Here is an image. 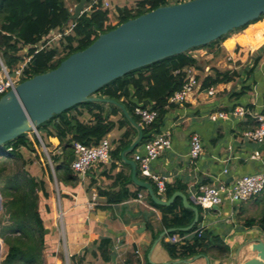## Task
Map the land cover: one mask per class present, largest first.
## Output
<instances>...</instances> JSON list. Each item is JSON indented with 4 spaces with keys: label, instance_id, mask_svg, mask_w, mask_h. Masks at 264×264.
Returning a JSON list of instances; mask_svg holds the SVG:
<instances>
[{
    "label": "crops",
    "instance_id": "crops-1",
    "mask_svg": "<svg viewBox=\"0 0 264 264\" xmlns=\"http://www.w3.org/2000/svg\"><path fill=\"white\" fill-rule=\"evenodd\" d=\"M136 1L113 0L111 11L118 16L119 8L133 7ZM67 6L72 12V6ZM263 29L264 18L232 33L220 44L192 50L198 62L194 66L201 85L190 93L185 103L170 106L164 118L162 128L163 131H171L172 146L152 161V170L166 177L167 186L183 187L176 191L183 192L194 205V198L202 184L232 183L242 175L264 171V144L243 136L245 130L255 126V114L264 109ZM215 70L234 72L235 76L229 82L203 86L205 77L213 76ZM210 87L215 89L213 95L208 94ZM238 105L247 107L250 113L242 118L213 120L209 117L213 111L228 110ZM104 106L109 109L110 103H104ZM85 119L91 120V115L86 114ZM110 119L120 120L121 112ZM121 133L120 127L116 126L107 134L113 150ZM193 133L201 136L203 152L198 159L191 161L189 151ZM137 135L138 128L132 142ZM49 141L56 152H61L57 137H50ZM138 150L144 152L143 143L128 152L126 158L134 160ZM122 152L120 157L112 156L110 162L96 164L84 176L79 175L81 181L76 186L58 181L60 212L52 203L50 193L44 205L39 203L48 229L44 251L46 263L64 264L60 253V234L55 225L56 217L61 215L63 241L70 264L72 255L84 254L82 264H234L236 258L242 263L255 256L250 249L252 241L258 238L264 240V232L257 223L248 225L246 219L260 218L264 212V201L252 199L232 203L225 200L213 209L203 210L197 224L212 236H218L229 247V253L220 256L214 251L211 255L201 254L190 262H176L181 258H173L165 246L171 243L170 236L177 234L184 237L185 242L192 238L195 231L187 230L183 234L167 232L161 236L169 229L163 224V211L153 204L147 189H139L140 186L133 181V167L123 158ZM256 152L260 153L259 156ZM63 159L61 157V161ZM137 172L140 179L151 182L141 175L138 165ZM125 186L137 195L120 202H108V191L117 192ZM94 195L96 199L93 200ZM157 195L169 198L167 193ZM51 224L53 228L50 230L48 226ZM105 237L112 239L109 261L98 251V255L93 254ZM86 249L89 250L85 252Z\"/></svg>",
    "mask_w": 264,
    "mask_h": 264
},
{
    "label": "trees",
    "instance_id": "trees-1",
    "mask_svg": "<svg viewBox=\"0 0 264 264\" xmlns=\"http://www.w3.org/2000/svg\"><path fill=\"white\" fill-rule=\"evenodd\" d=\"M79 1L75 0L76 3ZM170 3L168 0H137L133 7L119 8L118 21L116 22L113 21V12L109 9L94 8L90 12H84L75 20L74 32L61 42V50L64 55L57 58L60 53L59 48H45L35 53L33 45L40 43L53 30L72 20V12L67 6L66 0H0V56L12 70L23 59V55H33L25 69L27 75L25 79H27L58 67L62 60L69 55L92 44L101 33L107 32L131 18ZM263 18L264 14L250 23ZM250 23L234 29L204 46L192 48L184 53L166 57L130 71L100 88L97 95L112 98L123 104L134 122L142 128L143 137L140 144L145 143L153 134L163 131L162 127L167 111L170 106L175 105L169 103V98L175 91L183 87L186 77L185 68L198 65L197 59L192 55V50L220 44L232 33L246 28ZM259 60L260 57L257 58V62ZM234 76V72L215 70L213 76L205 77L203 86L209 87L213 84L229 82ZM137 106H152L157 109L159 116L156 121L144 124L141 117L135 112ZM120 112V120L110 119L112 115H117ZM86 114L91 115V120L85 119ZM116 126L120 127L122 133L117 141V146L112 150V156L120 157L121 152L131 145L134 135L137 134V128L122 109L115 104L110 103V108L106 109L104 103L101 102L79 103L40 124L38 130L47 147L51 146L50 137H57L60 141L61 152L50 153L58 181L73 186L81 181L79 174L68 163L69 157L74 154L75 141L86 145L98 144ZM40 146L41 142L36 133L29 131L0 147V193L5 198L3 208L11 222L8 225H2L0 229V237L7 248L1 264H45L46 226L39 203L40 192L46 198L49 197V192L46 181L32 175L28 168L35 158L38 160L43 158ZM24 150L31 154L34 153L35 158L26 157ZM61 157H64L62 161ZM42 161L45 165L44 159ZM46 168V171H50L52 178L50 167ZM151 183L153 182L151 181ZM177 189H183V187L167 186V196L170 197ZM155 191H157L156 187ZM107 195L108 202L115 203L134 197L137 193L131 192L125 186L123 190L117 192L108 191ZM252 199L264 201V189ZM153 204L162 209V221L167 228L187 227L194 220V211L183 205L181 196H177L167 206L154 202ZM195 205L199 209L200 220L203 208L200 205ZM246 222L250 226L257 223L264 232V212L260 218L250 217L246 219ZM198 228L196 223L189 230L195 231V234L183 244L166 243L165 246L173 258L184 259L197 254L211 255L214 251L220 256L229 253V247L223 244L218 236H212L205 229L199 235ZM175 232L183 234L186 231H173V233ZM111 243V238H103L97 249L93 250V254L98 255L99 252L105 260L109 261L112 254ZM88 250L86 249L85 252ZM84 259L85 254L72 255L71 264H82Z\"/></svg>",
    "mask_w": 264,
    "mask_h": 264
},
{
    "label": "water",
    "instance_id": "water-1",
    "mask_svg": "<svg viewBox=\"0 0 264 264\" xmlns=\"http://www.w3.org/2000/svg\"><path fill=\"white\" fill-rule=\"evenodd\" d=\"M88 1L80 0L75 5L71 19L76 20L83 14ZM263 14L264 0H185L159 6L101 33L92 44L69 55L58 67L23 80L0 98V147L29 131L35 132L46 146L38 126L53 116L83 102L115 104L138 128L137 138L122 152L133 167V181L147 189L156 204L167 206L181 196L184 206L195 213L190 225L169 228L161 236L176 230H190L199 220L198 207L181 191L168 199L161 198L151 182L139 178L136 161L127 159L126 155L141 142L142 128L123 104L98 96L97 92L130 71L209 44ZM74 159L72 154L68 163L71 165ZM250 249L254 257L242 263L236 258L234 264H264V240L255 239ZM199 256L176 262H190Z\"/></svg>",
    "mask_w": 264,
    "mask_h": 264
},
{
    "label": "built area",
    "instance_id": "built-area-1",
    "mask_svg": "<svg viewBox=\"0 0 264 264\" xmlns=\"http://www.w3.org/2000/svg\"><path fill=\"white\" fill-rule=\"evenodd\" d=\"M185 0H174L171 3L181 2ZM114 7L113 0H89L84 8V12H90L94 8L103 10H112ZM76 22L72 19L68 24L53 30L43 40L33 45L35 53L45 48H58L66 36L74 32ZM28 49V48H26ZM33 55H23V59L10 70L0 56V98L11 89L21 83L27 75L25 69L30 62ZM59 57V56H58ZM186 77L183 87L175 91L169 98V103L183 104L185 103L190 93L196 88H199L201 83L198 77V72L195 66H188L185 68ZM215 89L210 87L208 94L213 95ZM136 114L141 117L144 124H151L156 121L159 116V111L152 106L143 107L137 106ZM250 113L249 109L243 105L234 106L228 110H216L210 113L209 117L213 120L220 118H242ZM256 125L243 132V136L253 142L264 144V109L255 114ZM172 146V133L170 130H164L160 133L153 134V136L143 143L144 152L138 150L134 154L141 175L150 179L157 189L159 195H166L167 181L162 174L154 172L151 167L153 160L157 159L164 151L170 149ZM75 159L72 161V168L80 175L84 176L90 168L96 164L107 163L112 159L113 146L111 140L106 136L98 144L86 145L80 141L74 142ZM11 149V148H9ZM203 152V142L198 133L191 134L190 137V151L189 157L194 161L200 157ZM256 152V156H259ZM264 189V171L254 174H245L237 178L232 183L219 182L218 184H202L199 191L194 198L195 203L200 205L203 210H210L216 206L221 205L225 200L232 203L248 201L260 194ZM143 195L140 194V198ZM96 195L93 196V200ZM62 217V215H61ZM63 228V220L61 222ZM199 235L203 232V228L197 230ZM171 243H185L184 237L175 234L170 236Z\"/></svg>",
    "mask_w": 264,
    "mask_h": 264
},
{
    "label": "rangeland",
    "instance_id": "rangeland-1",
    "mask_svg": "<svg viewBox=\"0 0 264 264\" xmlns=\"http://www.w3.org/2000/svg\"><path fill=\"white\" fill-rule=\"evenodd\" d=\"M168 1L172 2L174 0H168ZM66 3L72 6V9H73L72 13H74V7L77 4L75 2V0H66ZM112 19L115 22L118 21V16L114 13V11L112 13ZM254 27H256V26H254ZM263 31H264V29H263ZM236 32H238V31H236ZM231 41H233V40H231ZM206 47H211V46H206ZM58 48L60 50V53L58 54V56L61 57L64 55V52L61 50V46ZM58 56H57V58H59ZM262 56L264 58V48L262 50ZM24 151H25L26 157L33 158V159L35 158L34 153L31 154L27 150H24ZM40 151L43 155V158L40 160L35 158V161L32 164H29L28 168H29L32 175L37 176L38 178H43L46 181L47 189H48L50 195H52V197H53L52 203H54V205H56L57 211L60 212L61 191L59 190V187H58V179H57L55 171H54V164H53V161L51 159V154H50V153H57V152L51 146L47 147V146H44L43 144H41V146H40ZM43 159L45 161V165L43 164V161H42ZM48 166L51 169V173L53 175L52 178L50 177V173H49L50 171L49 172L46 171L47 170L46 167H48ZM0 197H1V207H0V229H1L2 225H8L11 222L9 220L8 214L5 212V210L3 208V202L5 201V198L2 197L1 193H0ZM47 199L48 198L43 197V194L40 192V203H42V205H44V203ZM47 208L49 210L48 206H47ZM62 220H63L62 217L59 218V216H57L56 217V223H55V225L57 224V227H58L57 232H58V234H60V251H61L60 253H61V256L64 257V264H70V260H68V255H67V251H66L67 247L63 241V230L61 227ZM48 228L51 230V228H53V225L51 224L50 226H48ZM53 233H55V232H53ZM0 241H1V248H0V258H1L0 264H1V261L4 258V255L6 253L7 248L5 246V243L2 239V237H0ZM44 255H45V253H44ZM46 262L47 261H46V256H45V264H48Z\"/></svg>",
    "mask_w": 264,
    "mask_h": 264
}]
</instances>
